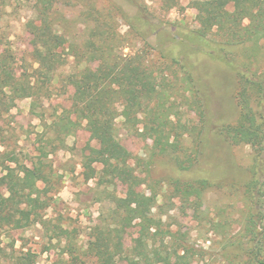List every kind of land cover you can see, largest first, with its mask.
Wrapping results in <instances>:
<instances>
[{
    "label": "rangeland",
    "instance_id": "374dc122",
    "mask_svg": "<svg viewBox=\"0 0 264 264\" xmlns=\"http://www.w3.org/2000/svg\"><path fill=\"white\" fill-rule=\"evenodd\" d=\"M204 1L180 0L166 6L160 0H50L49 14L68 43L78 44L86 37L88 13L100 12L118 35L115 43L120 53H141L148 66L166 76L168 82L183 77V67L194 76L204 98L205 119L189 110L190 98L183 94L173 96L170 102L174 104L170 119L179 133L186 130L183 125L188 127L181 139L185 155L194 161L189 170L177 165L175 155L159 154L153 141L143 136V123L133 128L119 117L116 127L130 153L129 164L142 180L134 191L157 196L153 211L160 212L164 221L176 223L173 229L179 227L190 235L192 244L203 252L192 264H229L222 238L211 232L209 222L231 220L230 234L240 230L234 221L241 220L253 152L249 146L232 144L224 131L240 117L238 72L245 65H251L254 71L264 70V42L230 47L216 36L207 38L206 43L189 40L188 35L199 27L198 13ZM46 5L38 0H0L1 49L12 56L17 77L24 85L36 83L33 72L38 67L28 23L39 19ZM132 16L138 18V24L130 20ZM59 52L66 63L52 83L38 82L34 98L18 99L9 111L0 110V178L5 175V166L15 167L10 159H16L29 168L44 167L48 179L47 183H38L37 215L31 225L0 236V264L15 262L1 249L14 256L31 252L36 264H98L88 252L90 244L97 241V228L110 219L116 199L128 198L131 191L120 180L112 183L102 179L99 162L92 165L95 173L86 168L87 158L93 156L100 142L85 123L70 135H62L55 125L75 109L74 89L66 78L77 70V63L67 47ZM226 61L238 68L232 69ZM71 117L75 119L73 114ZM199 133H203L200 149ZM177 178L192 183L207 180L203 198L198 201L200 209L173 199L169 184ZM126 236L125 247L129 248L138 234L130 229Z\"/></svg>",
    "mask_w": 264,
    "mask_h": 264
},
{
    "label": "trees",
    "instance_id": "16d2710c",
    "mask_svg": "<svg viewBox=\"0 0 264 264\" xmlns=\"http://www.w3.org/2000/svg\"><path fill=\"white\" fill-rule=\"evenodd\" d=\"M38 1L47 2L46 12L42 11L39 19L28 23L38 65L33 72L36 83L24 85L19 80L12 56L1 49L0 43V110L9 111L18 99L34 98L38 82L52 83L56 72L66 63L59 51L67 47L77 63V70L66 78L74 89L75 109L71 115L60 117L55 125L62 135H70L85 123V128L96 134L100 142L93 156L87 158L86 168L95 173L92 165L99 162L103 166L102 179L112 183L120 180L131 190L128 198L116 199L110 219L97 228V241L90 244L88 252L98 264H192L203 252L192 244L190 235L179 227L173 229L178 226L176 223L164 221L160 212L153 211L157 208V196L147 197L134 191L142 180L129 164L130 153L121 142L116 120L121 117L126 126L133 128L143 123V136L153 141L159 154L175 155L177 165L189 170L194 161L185 155L181 139L188 127L183 125L186 130L179 133L170 119L174 109L170 102L173 96L183 94L190 98L189 110L197 111L205 119L204 98L194 76L183 67L184 76L168 82L166 76L148 66L141 53L136 56L120 53L115 43L118 35L103 21L100 12L88 13L85 39L69 44L50 19V0ZM179 1L160 0L166 6ZM230 6L233 10H229ZM130 20L139 23L137 17ZM198 24L197 32L188 35L194 43H206L207 38L216 36L230 47L249 43L258 46L264 42V0H205L198 13ZM227 64L232 69L238 68L234 63ZM239 73L236 98L240 117L236 124L225 128L224 134L234 145L251 147V179L243 194L241 220L234 221L240 225L239 232L230 234L231 220L209 224L211 232L222 238L229 264H264V70L254 71L251 65H245ZM202 136L203 133L197 136L198 149L203 144ZM9 162L15 167L5 166V175L0 178V236L31 225L37 215L38 183L48 181L44 167L29 168L16 159ZM207 184V180L192 183L177 178L170 181L169 187L173 199L193 204L198 210L201 208L198 201L203 198ZM130 229H135L138 237L126 248L124 240ZM1 253L14 260L13 264H36L31 252L14 256L1 249Z\"/></svg>",
    "mask_w": 264,
    "mask_h": 264
}]
</instances>
